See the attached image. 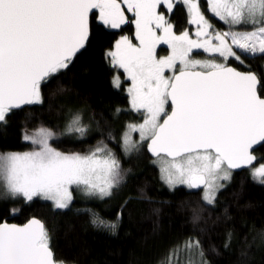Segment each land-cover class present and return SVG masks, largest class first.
I'll list each match as a JSON object with an SVG mask.
<instances>
[{
	"label": "snow or ice",
	"instance_id": "obj_1",
	"mask_svg": "<svg viewBox=\"0 0 264 264\" xmlns=\"http://www.w3.org/2000/svg\"><path fill=\"white\" fill-rule=\"evenodd\" d=\"M180 11L187 26L174 19ZM126 26L131 35L124 34ZM100 36L112 37L104 58L117 73L113 87L128 98L127 112L117 107L114 118L128 112L138 118L126 121L119 137L111 128L105 132L86 106H60L59 132L25 123L21 141L27 150L0 152V201H46L48 210L63 212L71 210L74 192L114 198L132 172L125 160L146 152L170 191L183 186L203 202L192 209L191 230L172 241L156 264H215L225 252L235 254L230 264H256V253L264 252V230L249 240L229 227L218 245L204 205L217 207L236 170L246 169L264 186V155L256 154L264 150V0H204L203 8L201 0H0V130L20 111L30 120L26 106L43 107L51 82L66 93L60 79ZM161 45L166 55L158 51ZM195 50L208 58H196ZM246 60L260 63L254 68ZM120 70L130 82L124 89ZM93 127L101 139L86 151L55 146L63 136L86 140ZM127 204L114 222L91 209L78 211L116 235ZM153 212L158 216L160 209ZM225 219H233L227 209ZM241 223L247 221L242 217ZM0 264L77 262L57 256L51 229L33 215L21 224L0 221Z\"/></svg>",
	"mask_w": 264,
	"mask_h": 264
},
{
	"label": "trees",
	"instance_id": "obj_2",
	"mask_svg": "<svg viewBox=\"0 0 264 264\" xmlns=\"http://www.w3.org/2000/svg\"><path fill=\"white\" fill-rule=\"evenodd\" d=\"M201 4L204 6V0H201ZM174 19L187 26L182 11ZM213 21L218 27L224 26L215 19ZM127 33L131 35L132 29L127 28L124 34ZM111 39L108 36L98 37L89 51L60 79L59 85L67 89L66 93L59 94L57 83L51 82L46 90L48 102L43 107L26 106V110L33 113L30 120H26L24 111L12 117L9 126L0 130V152L27 150V146L21 141V130L25 123L33 130L43 123L59 132L64 125L62 105L65 109L86 106L96 113L105 132L111 128L117 137L126 121L138 118L130 112L114 118L115 108L119 107L127 112L129 104L126 91L113 87L112 79L116 72L104 58L105 48ZM160 49L163 52L167 50L164 46ZM195 53L203 54L200 51ZM246 63H252L255 68L260 62L246 60ZM233 66L239 67L235 63ZM119 73L124 89L130 82L124 79L122 70ZM99 139L101 135L93 127L86 140L63 136L55 142V146L62 151L84 152ZM110 147L121 154L118 144L110 142ZM257 154L264 155V150ZM125 166L131 167L132 172L127 185L114 198L87 199L81 193L74 192L71 210L63 212L48 210L46 206L50 202L46 201H38L32 206L0 201V221L19 224L33 215L41 218L52 231L57 256L75 260L77 264H156L157 258L172 241L191 230L192 209L203 202L198 194L190 193L183 186L174 192L170 191L159 178L158 166L152 163V157L146 152L138 158L133 156L130 160H125ZM234 174L232 182L221 190L217 207L213 209L204 205V215L210 217L209 226L214 225L211 239L218 245L229 227L234 226L237 235L247 234L249 240L257 236L259 230H264V186L254 182L247 170ZM125 201L128 204L116 235L94 227L90 222L91 216L78 211L91 209L102 219L114 222ZM12 207L19 208V211L13 214ZM155 208L160 209L158 216L153 212ZM225 209L233 217L231 221L225 219ZM242 217L247 221L246 225H242ZM234 259L235 254L225 252L215 258V264H230ZM255 259L256 264H264V252H257Z\"/></svg>",
	"mask_w": 264,
	"mask_h": 264
},
{
	"label": "rangeland",
	"instance_id": "obj_3",
	"mask_svg": "<svg viewBox=\"0 0 264 264\" xmlns=\"http://www.w3.org/2000/svg\"><path fill=\"white\" fill-rule=\"evenodd\" d=\"M203 7H204V6L202 5V8H203ZM205 14L208 15V13L206 12V10H205ZM209 18L212 19L210 16H209ZM213 23H214V21H213ZM214 24H215V23H214ZM215 26L218 27V25H216V24H215ZM218 28L224 29L225 26H223V27H218ZM190 30H191V29H190ZM127 35H129V34L127 33ZM161 46H165V45H161ZM158 51H160V54H161V55H166V54H167V50H166L165 52H163V51H161V49H158ZM198 51L202 52V50H195V51H194V55H195L196 58H198V59L208 58L207 54H205V53H203V54L195 53V52H198ZM116 74H117V73H116ZM116 74H115V75H116ZM118 74H120V73H118ZM124 79H126V78H124ZM121 82H122V79H121ZM128 86H130V84L126 85V88H127ZM257 156H258V154H257ZM157 166H158V165H157ZM257 166H258V165H257ZM248 173H249V172H248ZM234 175H235V174H233V178H234ZM249 176H250V173H249ZM250 177H251V176H250ZM228 185H229V184H228ZM182 259H183V257H182Z\"/></svg>",
	"mask_w": 264,
	"mask_h": 264
},
{
	"label": "water",
	"instance_id": "obj_4",
	"mask_svg": "<svg viewBox=\"0 0 264 264\" xmlns=\"http://www.w3.org/2000/svg\"><path fill=\"white\" fill-rule=\"evenodd\" d=\"M241 70V69H240ZM257 154V153H256ZM150 155V154H149ZM243 170H246V169H240V170H236L235 172H240V171H243ZM39 218V217H38ZM41 219V218H40ZM9 223H14V222H9ZM18 224V223H17ZM21 224V223H19Z\"/></svg>",
	"mask_w": 264,
	"mask_h": 264
},
{
	"label": "flooded vegetation",
	"instance_id": "obj_5",
	"mask_svg": "<svg viewBox=\"0 0 264 264\" xmlns=\"http://www.w3.org/2000/svg\"><path fill=\"white\" fill-rule=\"evenodd\" d=\"M166 49H167V47L166 46H164Z\"/></svg>",
	"mask_w": 264,
	"mask_h": 264
}]
</instances>
